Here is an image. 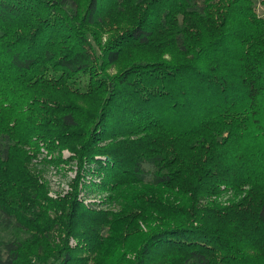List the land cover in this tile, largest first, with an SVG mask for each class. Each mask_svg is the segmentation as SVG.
<instances>
[{"label":"trees","instance_id":"obj_1","mask_svg":"<svg viewBox=\"0 0 264 264\" xmlns=\"http://www.w3.org/2000/svg\"><path fill=\"white\" fill-rule=\"evenodd\" d=\"M107 2L136 21L98 55L85 28ZM154 46L172 59L107 73ZM93 95L94 114L80 104ZM41 142L98 164L125 202L104 222L87 212L86 245L67 241L78 204L53 230L20 203L41 186L29 166ZM224 189L242 196L231 208L199 202ZM0 231L13 234L0 264H264V18L252 0H0Z\"/></svg>","mask_w":264,"mask_h":264},{"label":"rangeland","instance_id":"obj_2","mask_svg":"<svg viewBox=\"0 0 264 264\" xmlns=\"http://www.w3.org/2000/svg\"><path fill=\"white\" fill-rule=\"evenodd\" d=\"M252 2L256 16L264 18V0H252ZM112 9L113 3L107 2L102 9L103 13L101 16L103 22L85 28L98 55L101 54L104 47H107L112 38L114 39L124 29L132 27L136 21L135 10L124 8L120 13L115 14ZM130 54V59L120 60L114 68L109 67L107 73L110 76H114L117 73L123 72L135 59L148 62L157 61L162 56H165L166 59H172L169 56L170 53L157 46L140 48L132 53L130 52ZM102 100L103 96L93 95L90 99L82 100L80 104L94 114L95 111L99 112ZM95 120H85L87 125L83 129L84 135L95 123ZM34 151L35 153H29V157L32 159V163L29 166L34 178L38 181V185L40 184L41 186L39 185L40 187H38L36 184H33L31 187L25 186L22 194L19 196L24 198L25 202L20 203L24 208H27L29 205L35 208L40 217L38 221L40 226H51L50 229H52L54 224H57L56 229L53 230H57L58 228L64 230L65 227H68V221L64 222L62 226H60V223L67 217L69 206L78 204L81 208L76 210L74 225L67 241L69 246L74 249L81 245H86L84 241L81 243L79 239H83L80 235L87 237L85 233L90 230L88 227H90L92 219L88 216V213L93 214L94 218L104 222L105 218L100 216L106 215L107 218V214L119 213L123 209L125 202H123V199H118V201L113 203L111 196L114 193V188H108L105 171L100 169L95 162L88 163L85 161L80 163V160L70 150L48 146L43 142ZM197 156L202 157L195 153L190 155L188 161L192 162V164L195 163ZM98 158L100 160L105 159L104 157ZM105 166L106 164H104ZM147 170L149 173L152 172L150 168H147ZM35 186L36 188H34ZM28 189H32L34 194L30 193ZM13 192V190H10L8 196H11ZM36 192H42L44 200L39 199L40 201H37ZM221 192L220 195H211L202 199H200L202 197L200 195L199 202L202 205L212 202L213 204H220L224 208H231L232 204L238 202L242 197L225 189L221 190ZM169 195H171L169 200L175 201L176 204L180 203L183 207H190V201L186 197H182L180 194H164L163 196L167 197ZM29 201L30 204H27ZM154 216L158 218L156 223H159L163 215L156 212ZM140 228L143 231H147V227L144 224L140 223ZM29 229L31 230V228ZM63 232L65 233V231ZM12 236L11 232L0 231V239L2 241L9 240ZM63 236L66 235L57 233L56 240L60 241Z\"/></svg>","mask_w":264,"mask_h":264}]
</instances>
